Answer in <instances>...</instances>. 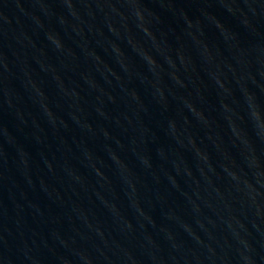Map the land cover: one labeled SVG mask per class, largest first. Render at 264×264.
I'll use <instances>...</instances> for the list:
<instances>
[{
    "label": "water",
    "instance_id": "obj_1",
    "mask_svg": "<svg viewBox=\"0 0 264 264\" xmlns=\"http://www.w3.org/2000/svg\"><path fill=\"white\" fill-rule=\"evenodd\" d=\"M0 264H264V0H0Z\"/></svg>",
    "mask_w": 264,
    "mask_h": 264
}]
</instances>
